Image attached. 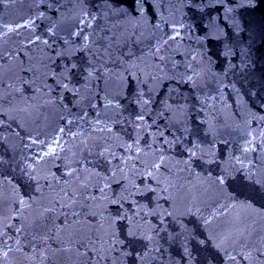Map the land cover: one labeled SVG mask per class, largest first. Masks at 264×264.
I'll return each mask as SVG.
<instances>
[{
  "label": "water",
  "instance_id": "obj_1",
  "mask_svg": "<svg viewBox=\"0 0 264 264\" xmlns=\"http://www.w3.org/2000/svg\"><path fill=\"white\" fill-rule=\"evenodd\" d=\"M0 58V227L12 248L0 264H86L56 251L65 191L89 197L85 241L104 215L154 213L135 217L150 242L122 221L100 264H236L229 237H264V0H3ZM134 142L143 152L125 164ZM106 178L123 208L100 197ZM133 185L155 191L129 197Z\"/></svg>",
  "mask_w": 264,
  "mask_h": 264
},
{
  "label": "snow or ice",
  "instance_id": "obj_2",
  "mask_svg": "<svg viewBox=\"0 0 264 264\" xmlns=\"http://www.w3.org/2000/svg\"><path fill=\"white\" fill-rule=\"evenodd\" d=\"M0 2H3V0H0ZM137 4L140 5L143 3V0H136ZM34 23V22H30ZM81 24L84 23L83 20L80 21ZM29 26V25H25ZM9 32L13 31L12 28L8 29ZM51 31V29H50ZM79 34V33H78ZM179 35V32H175L173 36L168 37V39H175L176 36ZM37 40L40 39L39 36L36 37ZM88 37L85 36V40L87 41ZM45 44H47V40L44 41ZM167 43V40L164 41V44ZM161 45L156 49V52L159 53L161 51ZM160 60H163L164 57L161 55L159 56ZM0 62H2V58H0ZM71 69H69V72ZM89 75H92V73H89ZM189 80H193V75L188 76ZM3 80L0 79V88H3ZM11 87V85H10ZM3 103V97L0 96V104ZM145 104L148 103L147 100L144 101ZM109 104H111V101H109ZM136 119L138 121H144L145 117L143 113H140ZM261 119H264V117H261ZM2 123V121H0ZM99 124V121H97ZM140 125H138L139 127ZM104 128H100L99 131H104ZM107 130L110 132L111 128H107ZM61 132L64 131L63 128L60 129ZM261 135H264L262 133ZM255 139V137L253 138ZM56 147H60L63 149V146L59 144V141L53 142ZM252 144V141H248V145L250 146ZM85 147L87 145L85 144ZM55 147H49V151L45 153V155H52L55 152ZM251 149L250 147H246L244 149L245 152ZM129 153V156L127 158H123L125 160V164L127 163V160L134 159L131 156V153L135 151L137 153V156H139L140 153L143 152V149H141L138 142H134L127 145V148L125 149ZM105 154L107 156L111 157L112 159H115V153L111 151L110 148H105L103 151L99 152V155L101 157H104ZM191 156H196L197 153L195 150H190ZM42 159V157H41ZM164 164V157L161 155L158 159H154L151 162H149L145 167V174L149 177H152L154 175V170L159 171V169ZM123 168H120L117 166L115 169V172H119L123 174ZM114 172V175H115ZM69 175L72 174L71 170L68 173ZM29 177L31 179H35L34 176L29 173ZM227 176H221L219 178V183L224 184L225 180L227 179ZM250 178V177H249ZM111 178H106L104 181V186L99 187L98 191L100 194V197L104 200L105 204L111 203L114 205H118L120 208H123L124 204V197H118L116 199H111L106 195L105 189H107L109 185V180ZM157 183L159 184V180L157 179ZM84 192H87L88 185L84 184L82 185ZM125 192L128 193L129 197H132L134 194H139L142 191H155V189L151 188L150 186H146L144 190L139 189L137 186L133 185L130 189L125 188ZM162 191H166V189H162ZM65 197L67 199L65 200L63 207H67L71 209V219L68 218V214L65 213V219L63 222H61L60 227L57 229V238L63 235V233L67 230L69 232V235L67 237V240L60 239L59 241V247L56 249L57 252L61 254H72L73 251H75L76 254H78L80 257L86 258V264H100V261L107 260L108 254L111 251H114V244H113V238L117 236V230L120 222L122 221H128V235L135 238L138 234L142 237L146 238L149 242L152 239L151 235L144 236L143 233H141V224L139 221L135 219L136 216L140 217V221H144L145 218L151 214H154L152 210L144 211L143 209H140V211L132 213L131 216L129 215V210H124L123 212L117 211L113 214L104 215L101 221H97L95 224L88 223L85 224L83 227L87 229V241H85L83 238L78 237V233L82 230L81 228V219L80 217L84 215V209L89 207L88 200L89 197L84 195L83 193H80L77 191H65L64 193ZM113 196H115V192H113ZM91 200L93 203L97 202V197L95 195L91 196ZM135 202V201H134ZM58 203V202H57ZM137 204V207H139L138 202H135ZM80 205V210L77 211L75 208V205ZM21 207L25 205V201H20ZM53 209H45V212L52 211ZM107 209H103V212H106ZM17 213H14L16 215ZM168 215H171V213H167ZM98 213H91V216L89 219L91 221H95ZM100 215H103V213H100ZM207 223V222H206ZM43 227V225H41ZM155 226L153 225V229ZM21 229H17V233H19ZM151 231V230H150ZM7 234L3 230L2 227H0V251L3 252V255L7 257L8 252L12 251V248L10 246L7 247V251H4V247L7 245V241L4 239V237ZM51 237H49L50 239ZM10 239V237H9ZM228 239L232 240L233 244H236L239 246V251L235 255H229L228 259L230 261H235L236 264H241V261H246L247 264H264V237H261L258 243H253L251 239V233H247L246 231H241L239 234L235 237H229ZM19 243V241H17ZM119 243H123V241H119ZM203 243V241H201ZM90 246V247H89ZM219 247V245H218ZM84 249V251H81V249ZM44 259H48V257L44 254H42ZM95 257V260H92V257ZM240 257V260L237 259V257ZM143 259V257H141Z\"/></svg>",
  "mask_w": 264,
  "mask_h": 264
}]
</instances>
